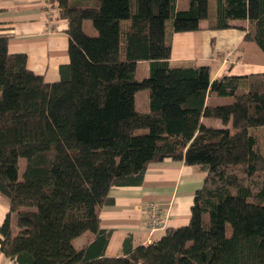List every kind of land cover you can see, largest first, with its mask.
<instances>
[{
    "label": "trees",
    "instance_id": "trees-1",
    "mask_svg": "<svg viewBox=\"0 0 264 264\" xmlns=\"http://www.w3.org/2000/svg\"><path fill=\"white\" fill-rule=\"evenodd\" d=\"M57 2L70 56L58 81L0 37V251L14 264H264V72L212 79L208 65L170 61L171 35L201 29L209 0ZM231 19H247L264 52V0H217L210 28ZM140 61L150 63L142 79ZM142 89L147 111L136 107ZM209 92L229 101L210 104ZM164 160L205 172L189 223L106 256L110 191L142 185Z\"/></svg>",
    "mask_w": 264,
    "mask_h": 264
},
{
    "label": "crops",
    "instance_id": "crops-1",
    "mask_svg": "<svg viewBox=\"0 0 264 264\" xmlns=\"http://www.w3.org/2000/svg\"><path fill=\"white\" fill-rule=\"evenodd\" d=\"M181 4L182 0H178L179 8ZM209 4L211 18L201 21V29L171 35L170 61L208 65L212 79L264 72L263 50L246 38L250 29L248 20L231 19L230 27L210 28L217 13V0H209ZM68 26V20L59 15L57 0H0V37H8L10 52L25 53L28 67L48 82L58 81L61 66L70 61ZM212 94L208 93V103ZM148 109L147 101L138 110ZM204 179L205 172L199 166L164 160L149 165L142 185L113 188L110 195L114 202L101 212L102 228L111 231L106 256H124L129 246L147 245L168 227L188 224L195 192ZM150 204L158 205L165 214L163 227L151 226L147 207ZM8 211L7 203L0 196V224ZM91 237L76 246H83ZM0 264L14 263L0 251Z\"/></svg>",
    "mask_w": 264,
    "mask_h": 264
},
{
    "label": "rangeland",
    "instance_id": "rangeland-1",
    "mask_svg": "<svg viewBox=\"0 0 264 264\" xmlns=\"http://www.w3.org/2000/svg\"><path fill=\"white\" fill-rule=\"evenodd\" d=\"M213 1V0H212ZM188 4V1L187 0H182V8L186 7ZM212 9H213V6H211ZM187 8V7H186ZM170 22V21H169ZM86 30L88 31H92V27L90 26L89 23L86 22ZM151 73H150V64L149 62L145 61V62H140L138 63L137 65V69H136V78L138 79H142V78H145L147 76H149ZM148 97H149V92L147 89H142V90H139L137 93H136V98H137V108L139 110H142V108H144V103H147L148 101ZM229 99L226 98V97H221L219 96L218 94L216 93H213L212 94V97L210 99V103L211 104H222V103H226L228 102ZM212 124L214 125H218L217 122L213 121ZM258 134H259V138L261 139L262 141V136H263V132H262V129L260 128L259 131H258ZM25 164V159L24 158H21L20 159V172H22V169H23V166ZM91 236V233L87 232L85 233L83 236H80L78 239L75 240V245L77 246H80V244H82L81 242L84 240L86 241V239Z\"/></svg>",
    "mask_w": 264,
    "mask_h": 264
},
{
    "label": "built area",
    "instance_id": "built-area-1",
    "mask_svg": "<svg viewBox=\"0 0 264 264\" xmlns=\"http://www.w3.org/2000/svg\"><path fill=\"white\" fill-rule=\"evenodd\" d=\"M150 211V223L151 226L156 229L163 227L166 222V216L156 204H150L147 206Z\"/></svg>",
    "mask_w": 264,
    "mask_h": 264
}]
</instances>
